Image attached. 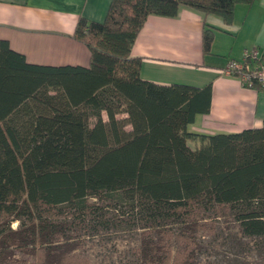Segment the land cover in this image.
Wrapping results in <instances>:
<instances>
[{
    "label": "trees",
    "instance_id": "obj_1",
    "mask_svg": "<svg viewBox=\"0 0 264 264\" xmlns=\"http://www.w3.org/2000/svg\"><path fill=\"white\" fill-rule=\"evenodd\" d=\"M253 1L111 0L104 20L77 21L89 66L32 64L0 39V264H73L111 230L138 237L123 264H205L203 226L225 215L222 240L245 255L226 264H264V122L191 131L212 85L144 79L132 53L150 14L186 6L231 23ZM214 33L204 26L205 51ZM173 241L200 251L171 262Z\"/></svg>",
    "mask_w": 264,
    "mask_h": 264
},
{
    "label": "crops",
    "instance_id": "obj_2",
    "mask_svg": "<svg viewBox=\"0 0 264 264\" xmlns=\"http://www.w3.org/2000/svg\"><path fill=\"white\" fill-rule=\"evenodd\" d=\"M111 0H0V39L40 65L89 66V47L74 36L81 15L105 19ZM214 28L210 50L203 48V28ZM247 47H257L264 62V0L235 7L226 23L217 14H203L182 6L176 16L150 14L139 31L132 53L142 57V78L162 84L212 85L209 112L197 114L191 131L237 132L264 122V89L244 85L224 73L231 58H242ZM191 146L194 141L189 139Z\"/></svg>",
    "mask_w": 264,
    "mask_h": 264
},
{
    "label": "rangeland",
    "instance_id": "obj_3",
    "mask_svg": "<svg viewBox=\"0 0 264 264\" xmlns=\"http://www.w3.org/2000/svg\"><path fill=\"white\" fill-rule=\"evenodd\" d=\"M120 117H124L125 114H120ZM127 127H130L128 124ZM228 216V215H225ZM223 218L219 220L222 229H218V220L215 222L213 220H207V224H204L201 233L205 242L210 241L209 253L199 254L204 260L205 264H226V260L229 258L245 257L241 253H235L236 249L232 248L231 245L223 242V237L219 233V230L228 232L226 226L229 225L228 220ZM205 222L206 220H201ZM17 223L13 226L16 227ZM112 237L108 238L107 237ZM138 237L134 233H129L127 231H116L111 230L104 234H95L83 240L81 246L75 249V259L73 264H123L127 256L132 255L134 247L136 246ZM170 259L169 261L175 262V260L180 259L182 254H198L200 250L194 248V246H187L181 243L171 242L169 244ZM125 258V259H124ZM257 260V259H256ZM255 260V261H256ZM233 264H244L243 262L235 261ZM261 264V263H260ZM263 264V263H262Z\"/></svg>",
    "mask_w": 264,
    "mask_h": 264
},
{
    "label": "built area",
    "instance_id": "obj_4",
    "mask_svg": "<svg viewBox=\"0 0 264 264\" xmlns=\"http://www.w3.org/2000/svg\"><path fill=\"white\" fill-rule=\"evenodd\" d=\"M260 58L257 47H247L243 51L242 58H231L226 63L223 71L229 75H236L244 85H258L264 89V62H257L248 66V61H256Z\"/></svg>",
    "mask_w": 264,
    "mask_h": 264
}]
</instances>
